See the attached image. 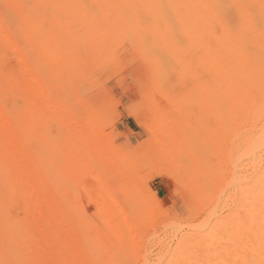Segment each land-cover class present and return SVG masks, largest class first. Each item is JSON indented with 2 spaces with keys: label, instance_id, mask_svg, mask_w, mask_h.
I'll use <instances>...</instances> for the list:
<instances>
[{
  "label": "bare ground",
  "instance_id": "bare-ground-1",
  "mask_svg": "<svg viewBox=\"0 0 264 264\" xmlns=\"http://www.w3.org/2000/svg\"><path fill=\"white\" fill-rule=\"evenodd\" d=\"M53 43L83 50L64 62L83 76L110 61L117 46L145 63L149 74L137 92L147 128L177 174L192 182L193 211L202 216L189 222L167 264H264V0H0V264H102V240L84 239L83 228L51 200L28 152L34 146L23 116L5 102L18 94L24 110L39 115L49 105L47 80L62 72L34 61L61 62L35 51ZM156 96L179 117L170 121ZM82 116L70 121L77 160L85 155ZM211 116L220 119L212 125ZM86 167L92 175L77 186L105 235L121 240L130 231L123 206ZM127 200L147 221L153 208L133 193ZM130 245L152 264L135 236Z\"/></svg>",
  "mask_w": 264,
  "mask_h": 264
},
{
  "label": "rangeland",
  "instance_id": "rangeland-1",
  "mask_svg": "<svg viewBox=\"0 0 264 264\" xmlns=\"http://www.w3.org/2000/svg\"><path fill=\"white\" fill-rule=\"evenodd\" d=\"M54 34L59 37L58 33ZM123 47H114L110 61L92 65L94 70L90 69V75L83 76L79 74L78 66L64 63L70 55H82V49L55 43L44 47L37 44L36 53L43 51L62 58L61 62L48 67L37 58L34 61L37 68H58L62 72L59 78L51 75L47 80L52 94L49 105L39 115L24 110L23 100L18 94H8L5 102L9 110L23 116L22 129L30 137L28 142L32 140L34 146H28V152L36 161L41 179L49 186L51 200L65 209L69 220L83 228L84 239L102 240L100 262L144 264L133 253L130 245L132 235L141 243L142 254L148 262L167 264V254L189 232V222L200 220L202 216L193 211L192 182L185 175L177 174L174 164L161 153L147 128L149 121L144 118V101L137 87L149 71L132 48ZM54 93L64 105L61 111L52 107ZM156 99L170 121L179 117L164 98L156 96ZM80 116L83 134L78 137L82 140L85 155L82 160H77V145H70L76 126L70 121L81 119ZM219 119L211 116L210 124ZM20 136L24 140L23 133L20 132ZM86 165L111 187L112 198L123 206L130 231L123 230L121 240L105 235L102 222L89 208L84 191L77 186L79 177V180H85L92 175ZM229 189L227 193L234 191V188ZM131 193L153 208L147 221L128 205ZM17 202L24 206L21 199ZM228 210L222 207L219 214L226 215ZM220 256L225 257L222 250Z\"/></svg>",
  "mask_w": 264,
  "mask_h": 264
}]
</instances>
